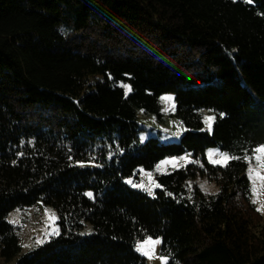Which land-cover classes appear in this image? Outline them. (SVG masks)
Masks as SVG:
<instances>
[{
    "label": "trees",
    "instance_id": "obj_1",
    "mask_svg": "<svg viewBox=\"0 0 264 264\" xmlns=\"http://www.w3.org/2000/svg\"><path fill=\"white\" fill-rule=\"evenodd\" d=\"M166 92L185 131L140 140L139 111L161 120ZM263 143L264 0H0L2 261L145 264L135 244L151 236L167 264H264L248 163L204 154ZM185 151L198 161L156 174L152 194L127 183ZM37 201L59 234L21 253L6 217Z\"/></svg>",
    "mask_w": 264,
    "mask_h": 264
},
{
    "label": "rangeland",
    "instance_id": "obj_2",
    "mask_svg": "<svg viewBox=\"0 0 264 264\" xmlns=\"http://www.w3.org/2000/svg\"><path fill=\"white\" fill-rule=\"evenodd\" d=\"M129 85L127 82H120V85ZM123 87V86H122ZM125 93L126 89L123 87ZM164 97H171L172 99H163ZM160 102V112L162 113V119L159 120L154 114H144L142 111H139L138 114V124L142 128L139 133L140 140H145L149 137L157 138L162 143H174L178 142L179 136L185 131L186 127L183 124L182 120L173 115L175 109L174 103V95L173 93L166 92L162 93L159 96ZM207 117H214V114L209 109L202 110V119H203V128L206 131L208 130L209 121L206 120ZM211 129H212V123ZM261 145H264L261 144ZM209 153H213L211 157H209ZM206 160L213 164L212 160H219L221 158V154H224L220 150L218 146L208 147L204 151ZM182 157H186L187 159H181ZM175 158L176 166L174 167L172 164H162L165 160H171ZM198 161V159H194L193 155L189 151H185L180 155H170L164 157L158 165H160V169L156 168L154 171H140L137 177L127 179V183L134 187V184H142L144 187H135L141 190L146 191L149 194H152L156 187H153V183L157 184L155 180V175L164 173L172 168H177L184 165L187 162ZM214 165H223V164H214ZM248 174V168H247ZM132 181L129 183L128 181ZM191 184H196L203 193L211 194L217 191V187L212 183L208 182L206 179L202 177H197L194 181H190L188 186ZM252 185V181H251ZM257 190L258 194L254 195L252 199H256L257 203H255L256 207L259 208L261 204H264V187H261L259 182H257ZM264 216V210L260 211ZM55 216L56 219L53 220L51 217ZM7 221L11 223L19 236L21 253L27 252L41 245L42 243H38V241H47L51 237L57 235L53 234L55 231L59 232L58 225V216L54 207L50 205H45L41 201H37L30 206L15 208L11 210L6 217ZM85 231L90 230V225H85ZM151 236H146L142 240H139L135 244V249L137 250V245L142 244L145 240H147ZM153 240L160 239L158 237H151ZM27 245V247H25ZM147 247V246H146ZM144 258L145 264H167L168 258L164 255L160 254V244L154 246V252L151 255V258L143 255L140 251L137 250ZM0 264H12V262H4L0 259ZM173 264H181L179 261H174Z\"/></svg>",
    "mask_w": 264,
    "mask_h": 264
},
{
    "label": "snow or ice",
    "instance_id": "obj_3",
    "mask_svg": "<svg viewBox=\"0 0 264 264\" xmlns=\"http://www.w3.org/2000/svg\"><path fill=\"white\" fill-rule=\"evenodd\" d=\"M251 2V0H249ZM126 92H131L132 88L130 85H122ZM163 99H172L171 97H164ZM223 115V114H221ZM208 123V130L211 131V121L214 120V117H207L206 118ZM213 153H209V157H211ZM181 159H187L186 157H182ZM232 159H244L248 163V176L250 180L252 181V193L254 195L258 194L257 190V182H259L261 187H264V145L257 146L252 150L251 155H245L243 157H235L230 156L227 153L221 154V158L219 160H212L211 162L213 164H223L224 166H227L228 162ZM162 164H172L174 167L176 166V160L175 158L171 160H165L162 162ZM160 165L157 166L158 170L160 169ZM129 183H132V181H128ZM134 187H144L142 184H134ZM153 187H160V185L153 183ZM87 195L91 196V193H87ZM254 204L257 203V200L254 199L252 201ZM264 210V204H261L259 208H257V211ZM53 220L56 219V217L53 215L51 217ZM53 234H59L58 231H55ZM38 243H43V241H38ZM161 240L156 239L153 240L151 237H149L147 240H145L142 244L137 245V250L140 251L143 255L151 258V255L154 252V246L157 244H160ZM147 246V247H146ZM27 247V245H25Z\"/></svg>",
    "mask_w": 264,
    "mask_h": 264
}]
</instances>
